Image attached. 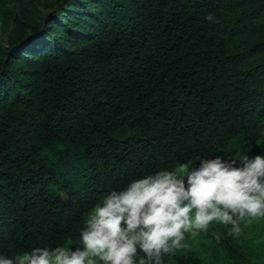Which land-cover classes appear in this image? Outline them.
<instances>
[{
    "label": "trees",
    "instance_id": "16d2710c",
    "mask_svg": "<svg viewBox=\"0 0 264 264\" xmlns=\"http://www.w3.org/2000/svg\"><path fill=\"white\" fill-rule=\"evenodd\" d=\"M248 150L264 154V0H0V254L75 243L133 177ZM245 225L164 264H264Z\"/></svg>",
    "mask_w": 264,
    "mask_h": 264
},
{
    "label": "clouds",
    "instance_id": "9594fccd",
    "mask_svg": "<svg viewBox=\"0 0 264 264\" xmlns=\"http://www.w3.org/2000/svg\"><path fill=\"white\" fill-rule=\"evenodd\" d=\"M205 19L216 22L213 14ZM196 155L108 189L67 244L32 247L0 264H164L186 236L264 218V154ZM212 235H216L212 232Z\"/></svg>",
    "mask_w": 264,
    "mask_h": 264
},
{
    "label": "rangeland",
    "instance_id": "374dc122",
    "mask_svg": "<svg viewBox=\"0 0 264 264\" xmlns=\"http://www.w3.org/2000/svg\"><path fill=\"white\" fill-rule=\"evenodd\" d=\"M218 224H212L213 228L216 229ZM246 230L248 231L249 236H263L264 235V218H256L251 220L250 223H246ZM202 237L197 235L195 237L186 236L185 241L183 242L184 245H190L192 247L197 248L198 250H203V243ZM75 246V243H73Z\"/></svg>",
    "mask_w": 264,
    "mask_h": 264
}]
</instances>
